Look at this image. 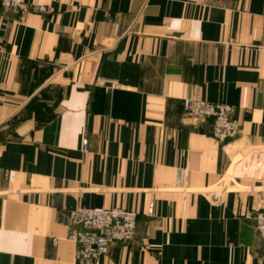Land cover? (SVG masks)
<instances>
[{
  "label": "crops",
  "instance_id": "1",
  "mask_svg": "<svg viewBox=\"0 0 264 264\" xmlns=\"http://www.w3.org/2000/svg\"><path fill=\"white\" fill-rule=\"evenodd\" d=\"M22 1L42 10L0 5V264H75L81 207L137 213L100 264H264V0Z\"/></svg>",
  "mask_w": 264,
  "mask_h": 264
},
{
  "label": "built area",
  "instance_id": "2",
  "mask_svg": "<svg viewBox=\"0 0 264 264\" xmlns=\"http://www.w3.org/2000/svg\"><path fill=\"white\" fill-rule=\"evenodd\" d=\"M4 8L21 14L41 11L40 6H30L22 0H0ZM24 21L25 18L22 17ZM185 114L191 119H210L211 135L223 142L239 134V122L233 117V108L224 103H211L189 96L183 100ZM83 152H88L86 139H82ZM152 215L149 209L147 216ZM137 213L123 208H77L69 213L67 238L76 245L75 264H100L113 244H127L134 240ZM254 229L261 241V261L264 263V210L254 215Z\"/></svg>",
  "mask_w": 264,
  "mask_h": 264
}]
</instances>
